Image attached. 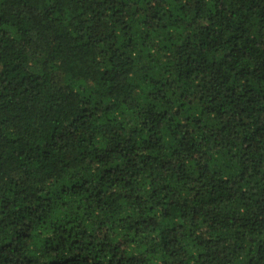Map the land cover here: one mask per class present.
Masks as SVG:
<instances>
[{"label":"trees","instance_id":"obj_1","mask_svg":"<svg viewBox=\"0 0 264 264\" xmlns=\"http://www.w3.org/2000/svg\"><path fill=\"white\" fill-rule=\"evenodd\" d=\"M0 264H264V0H0Z\"/></svg>","mask_w":264,"mask_h":264}]
</instances>
